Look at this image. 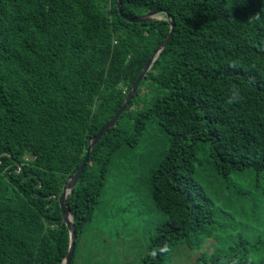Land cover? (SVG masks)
Here are the masks:
<instances>
[{
	"label": "trees",
	"instance_id": "16d2710c",
	"mask_svg": "<svg viewBox=\"0 0 264 264\" xmlns=\"http://www.w3.org/2000/svg\"><path fill=\"white\" fill-rule=\"evenodd\" d=\"M122 10H168L175 31L67 198L71 264L115 157L147 119L169 145L150 181L161 217L145 263L264 264L263 229L225 223L201 183L209 170L224 181L264 174V0H122ZM170 30L165 15L128 22L117 0H0V264L63 263V188ZM147 84L157 96L144 104Z\"/></svg>",
	"mask_w": 264,
	"mask_h": 264
},
{
	"label": "rangeland",
	"instance_id": "374dc122",
	"mask_svg": "<svg viewBox=\"0 0 264 264\" xmlns=\"http://www.w3.org/2000/svg\"><path fill=\"white\" fill-rule=\"evenodd\" d=\"M147 85L138 99L144 104L157 96V90L151 92ZM146 125L139 143L115 157L95 215L81 233L75 264H146L152 230L161 217L150 181L169 145V135L156 120L147 119ZM197 154L202 161L206 159L202 148ZM201 183L216 201L225 223L233 224L237 231L247 226L263 229L259 233L264 240V174L236 175L224 181L209 170ZM239 192L248 198H241ZM168 263L190 264L186 256L174 255Z\"/></svg>",
	"mask_w": 264,
	"mask_h": 264
},
{
	"label": "water",
	"instance_id": "95a60500",
	"mask_svg": "<svg viewBox=\"0 0 264 264\" xmlns=\"http://www.w3.org/2000/svg\"><path fill=\"white\" fill-rule=\"evenodd\" d=\"M117 7H118L119 13L122 16V18L127 20L130 23H145V22H150L153 20H160V19H162V16L165 15L166 19L169 21V23L171 25V30H170L169 35L166 37V39L159 46L158 50L152 55L151 59L148 61V63L144 67L141 75L137 78V80L133 84L131 90L129 91L128 97L126 98L123 105L115 113V115L112 117V119L100 130V132L95 137L90 139L89 147L87 149L86 156H85L81 166L79 167L77 172L72 177H70V179L68 180V182L65 184V186L63 188V193L59 199V202H60L61 212H62V216H63V222L67 225L69 232H70V248H69V252H68L67 256L65 257L62 264H71L72 263L74 253H75V248H76V240H77L76 225H75L74 219H73V217H72V215H71V213H70V211L66 205L67 198H68L69 194L73 191V189L75 188L77 183L79 182L82 174L84 173V171L87 167V164L90 160L91 153L94 150L95 146L105 136V134L109 131V129H111L112 127H114L116 125L119 118L122 116V114L126 110L127 106L129 105V103L131 102V100L133 99L135 94L137 93V91L140 87V84L146 78L148 72L152 68L157 57L165 49L166 45L168 44V42L172 38L174 31H175V23H174L171 15L169 14L168 10H158L156 12H153V13H150L147 15H143V16H139V17H133V16H129L123 12L122 0H117Z\"/></svg>",
	"mask_w": 264,
	"mask_h": 264
},
{
	"label": "bare ground",
	"instance_id": "6f19581e",
	"mask_svg": "<svg viewBox=\"0 0 264 264\" xmlns=\"http://www.w3.org/2000/svg\"><path fill=\"white\" fill-rule=\"evenodd\" d=\"M110 196V195H109Z\"/></svg>",
	"mask_w": 264,
	"mask_h": 264
}]
</instances>
